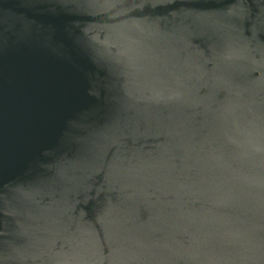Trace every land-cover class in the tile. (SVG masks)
Here are the masks:
<instances>
[{"label": "water", "instance_id": "water-1", "mask_svg": "<svg viewBox=\"0 0 264 264\" xmlns=\"http://www.w3.org/2000/svg\"><path fill=\"white\" fill-rule=\"evenodd\" d=\"M0 264H264V0H0Z\"/></svg>", "mask_w": 264, "mask_h": 264}]
</instances>
